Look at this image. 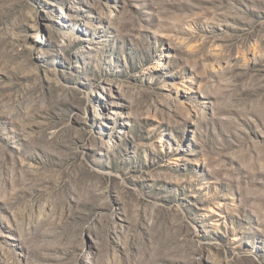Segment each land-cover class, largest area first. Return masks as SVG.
I'll use <instances>...</instances> for the list:
<instances>
[{"label": "rangeland", "instance_id": "obj_1", "mask_svg": "<svg viewBox=\"0 0 264 264\" xmlns=\"http://www.w3.org/2000/svg\"><path fill=\"white\" fill-rule=\"evenodd\" d=\"M0 264H264V0H0Z\"/></svg>", "mask_w": 264, "mask_h": 264}]
</instances>
